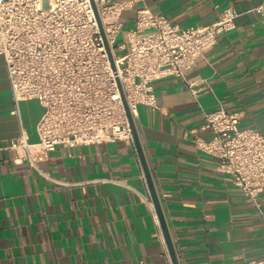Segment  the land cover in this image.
I'll list each match as a JSON object with an SVG mask.
<instances>
[{
    "label": "crops",
    "instance_id": "crops-1",
    "mask_svg": "<svg viewBox=\"0 0 264 264\" xmlns=\"http://www.w3.org/2000/svg\"><path fill=\"white\" fill-rule=\"evenodd\" d=\"M180 26L214 21L223 7L234 28L186 71L152 81L155 106L138 104L134 124L179 264H249L264 257V217L217 158L194 143L211 136L201 107L224 106L264 134L262 0H133ZM125 21V18H123ZM15 102L0 55V146L23 129L36 141L42 106ZM0 147V264H160L170 257L136 145L57 146L37 167ZM264 211V190L259 193Z\"/></svg>",
    "mask_w": 264,
    "mask_h": 264
},
{
    "label": "built area",
    "instance_id": "built-area-1",
    "mask_svg": "<svg viewBox=\"0 0 264 264\" xmlns=\"http://www.w3.org/2000/svg\"><path fill=\"white\" fill-rule=\"evenodd\" d=\"M133 6V0H0V55L15 102L12 111L18 114V100L28 97L43 108L36 141L21 129L0 146L14 150L15 162L37 167L59 145H135L129 115L134 122L138 104L156 105L152 81L172 75L195 92L186 71L220 32L234 28L238 15L228 5L210 23L180 26L141 5L127 29V45L118 43L124 51L117 54L114 42L124 23L121 13ZM256 10L264 15V0ZM201 110V126L211 136H195L196 147L218 159L216 169L228 174L264 217L257 200L264 190V134L240 125L237 113L224 106ZM148 202L158 223L154 205ZM160 264L172 262L169 258ZM249 264H264V257Z\"/></svg>",
    "mask_w": 264,
    "mask_h": 264
},
{
    "label": "water",
    "instance_id": "water-1",
    "mask_svg": "<svg viewBox=\"0 0 264 264\" xmlns=\"http://www.w3.org/2000/svg\"><path fill=\"white\" fill-rule=\"evenodd\" d=\"M108 51H109V56L111 58L112 54L110 52V48L109 47H108ZM128 115H129V113H128ZM129 120H130V125H131V128H132L134 142H135V145H136V148H137V152H138V155H139L142 167H143V171H144V175H145V178H146V182H147V186H148V189H149V193H150V196H151L155 211L157 213V216H158V219H159V222H160V226L162 228V232H163V236H164V239H165V243H166V247H167V250H168V253H169L170 260H171L172 264H179L177 256H176V253H175V250H174V247H173V244L171 242V239H170V236H169L166 224H165V221H164V218H163V215H162V212H161L159 200H158V197H157V194H156V190H155L153 182H152V178L150 176V172H149V169H148V166H147V163H146L145 156H144L142 148H141V144H140V141H139V138H138L137 130H136L135 124H134V122L132 120V117L130 115H129Z\"/></svg>",
    "mask_w": 264,
    "mask_h": 264
},
{
    "label": "rangeland",
    "instance_id": "rangeland-1",
    "mask_svg": "<svg viewBox=\"0 0 264 264\" xmlns=\"http://www.w3.org/2000/svg\"><path fill=\"white\" fill-rule=\"evenodd\" d=\"M121 17L125 18V21L123 23L122 28L120 29L119 33L116 36L115 42H114V49H115V53L119 54L122 53L124 50L119 49V47L117 46L118 43H125V45H127V29L130 27V20L127 16V12L125 10L122 11L121 13Z\"/></svg>",
    "mask_w": 264,
    "mask_h": 264
}]
</instances>
